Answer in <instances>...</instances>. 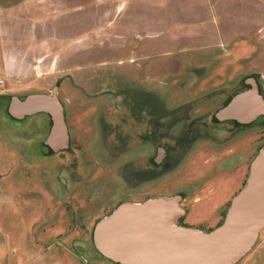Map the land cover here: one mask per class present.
Wrapping results in <instances>:
<instances>
[{"label":"rangeland","instance_id":"1","mask_svg":"<svg viewBox=\"0 0 264 264\" xmlns=\"http://www.w3.org/2000/svg\"><path fill=\"white\" fill-rule=\"evenodd\" d=\"M13 1L20 5L19 41L30 44L0 47V55L34 69L0 77V86L10 81L9 92L24 87L37 95L31 93L50 90L63 71L91 69L79 72L90 74L86 84L74 88L71 80V90H57L58 100H67V164L63 149L42 156L44 114L17 123L0 109V174L8 172L0 185V264H34L32 256L17 260L18 242H36L43 264H108L92 231L123 203L183 195L187 228H217L264 148V121L234 134L212 120L251 79L264 95V0ZM185 106L193 113L171 128V112L182 115ZM190 122L200 140L175 168H155L162 144ZM237 264H264V228Z\"/></svg>","mask_w":264,"mask_h":264},{"label":"water","instance_id":"2","mask_svg":"<svg viewBox=\"0 0 264 264\" xmlns=\"http://www.w3.org/2000/svg\"><path fill=\"white\" fill-rule=\"evenodd\" d=\"M250 89L231 99L216 121L243 124L264 118V99L254 79ZM8 113L15 119L49 115L46 144L54 151L68 146L69 135L57 89L48 94L11 100ZM181 199L156 198L123 203L100 219L92 231L95 251L113 264H237L256 243L264 228V148L250 165L247 179L231 200L220 226L210 232L179 225L185 212Z\"/></svg>","mask_w":264,"mask_h":264},{"label":"flooded vegetation","instance_id":"3","mask_svg":"<svg viewBox=\"0 0 264 264\" xmlns=\"http://www.w3.org/2000/svg\"><path fill=\"white\" fill-rule=\"evenodd\" d=\"M78 68H76V70H77ZM85 69H91L90 67H85V68H83V69H80V71H85ZM80 71H78V72H76V73H74V75L72 76V75H70V74H68V72H66V71H63V74L61 75V77H60V82L58 83V82H55L54 84H53V86L50 88V90H48V91H46V92H37V93H31V94H43V93H47V92H51L53 89H59V90H62V91H64L65 90V92H66V90H71L70 88H69V85H67V83H69V82H71V80H75L76 82H78V84L76 83L75 84V87L74 88H79L80 87V85H79V83L80 84H86V82H87V80H85L86 78H88V76H90V74L89 73H86L84 76H83V74H80L79 75V72ZM74 77V78H73ZM108 81H109V83L111 82V80H113L112 79V77H111V75L110 74H108ZM256 82H257V80H256ZM258 83V82H257ZM59 84V85H58ZM96 84H97V82H96ZM100 84H105V85H107L106 84V81L104 80L103 82H101V83H98L97 85H96V87L98 86H100ZM76 85H77V87H76ZM244 86V88L245 89H247V90H249L250 89V85H247V84H244L243 85ZM259 86V85H258ZM25 89H27V88H24V90L22 89L21 91H17L18 93L20 92H23V93H21V94H19V95H16V94H13V93H5V94H3V93H0V101H2V103H1V105H0V109H1V112L4 110L5 111V115L7 116V118H9L10 120H12V121H14V122H17V123H19L20 121H23V120H27V119H32L34 116H39L40 114H44V113H39V114H35V115H31V116H24V117H22V118H19V119H15V118H13V117H11L10 115H9V113H8V106H9V104L11 103V100L13 99V98H16V99H18V100H20V101H23L24 99H26L28 96H30V94H25ZM246 90V91H247ZM259 90H260V93H261V96L263 97V99H264V95H263V93H262V91H261V88H260V86H259ZM232 99V98H231ZM231 99L230 100H226V102L224 103V105H223V107H225L230 101H231ZM4 101V102H3ZM66 101L67 100H63V99H61V105H62V107H63V112H64V119H65V125H66V128H67V131H68V135L70 134V130H69V126H68V123H67V114H66ZM144 108V107H143ZM193 108V107H192ZM141 110H142V108H141ZM140 110V111H141ZM144 110H147V108L145 107V109ZM175 111H177V110H175ZM175 111L174 112H171V115H174L175 114V117L173 116V118L171 119L172 121H174L175 123H172V125H171V128H173L174 126H178V125H181V123L182 122H184V121H186L187 120V118H188V116L186 117V115L188 114V113H190L191 114V112L193 113V109H191V111H190V107L189 106H185V107H183L182 108V115L181 114H179L178 113V111H177V113H175ZM179 114V115H178ZM45 115V117H46V127H47V134L49 133V130H50V127H51V119H50V117H49V115H47V114H44ZM141 115H144V117H145V121L147 120V111L145 112V111H141V112H139V116H141ZM162 116V115H161ZM176 116H178V117H176ZM165 117V116H164ZM163 117V118H164ZM142 119V118H141ZM143 120V119H142ZM212 120L214 121L213 123L214 124H216V126H218L219 124L220 125H223V126H225L227 129H225V131H227V132H229V133H237V131H243V130H247V129H249V128H251L253 125H263V121H264V118H262V117H259V118H257V119H255L254 121H252V122H249V123H247V124H243V123H240V122H235V121H233V120H227V121H223V122H221V121H216L215 119H214V116L212 117ZM147 125V123H145V126ZM207 124H203V126H205L204 127V130H206V129H209V127H211V125H207ZM176 126V127H177ZM175 127V128H176ZM195 127H196V122H190L188 125H187V127H184L183 129H181L180 131L178 130V137H176L175 138V140H172V144H167V143H163L162 144V147L163 148H161L159 151H158V157H156L154 160H151V164L155 167V168H158L159 166H160V168H162V170H163V172H166L167 170H171V169H173V168H175L176 166H178L179 164H180V160H181V158L183 157V155L189 150V148L195 143V142H197L198 140H200L199 139V136L196 134V129H195ZM209 131H210V129H209ZM48 137V136H47ZM143 138H142V140L146 143L147 142V138H148V136H147V134H145V135H143L142 136ZM46 139L47 138H45L44 139V142H45V149H46V151H45V153L43 152V154L44 155H42V156H52V154H54L55 153V151L52 149V147L51 146H49V145H47L46 144ZM157 140H156V144H157V146H160V141L161 140H163V136H160V138L159 137H157L156 138ZM114 140H115V138H114ZM138 140V139H137ZM140 142V141H139ZM70 137H69V143H68V146L66 147V148H64L62 151H63V155H65V158L64 159H61V162H65L66 164H67V154L71 151V149H70ZM125 146H126V144L125 143H123ZM140 145H141V143H140ZM127 150V149H126ZM233 151V149H231V148H229V149H226V151ZM140 156V155H139ZM234 159L233 158H231L229 161H233ZM8 161H11V160H7V162ZM195 166H196V164H195ZM195 166H194V168H195ZM0 167H6V165L5 164H1V166ZM66 167V166H65ZM241 167H243V165L241 166ZM67 169V168H66ZM165 170V171H164ZM241 172H242V170H241ZM5 173H8L7 172V169L4 171V173H1L0 174V185L2 184V183H5V181H4V176H5ZM241 179H242V177H241ZM242 186H243V182H241L240 183V187H239V189H238V192L240 191V189L242 188ZM12 188H14V186H12L11 185V189ZM11 192H14V193H17V191H12L11 190ZM11 192H9V193H11ZM237 192V193H238ZM233 193V192H232ZM236 193V194H237ZM177 197H179L181 200H183L184 199V196L183 195H179V196H177ZM24 205L25 204H30L31 205V201L29 202V203H27V201H23L22 202ZM2 205V204H1ZM116 205V204H115ZM112 207H114L113 205H112ZM111 211V210H110ZM216 227H217V225H216ZM215 228V227H214ZM213 228V229H214Z\"/></svg>","mask_w":264,"mask_h":264},{"label":"crops","instance_id":"4","mask_svg":"<svg viewBox=\"0 0 264 264\" xmlns=\"http://www.w3.org/2000/svg\"><path fill=\"white\" fill-rule=\"evenodd\" d=\"M0 1H4V0H0ZM6 2V1H5ZM3 3V2H1ZM7 4H10V6H7V8L2 9L5 13H2L1 17H0V47L1 49H9L11 48H16L18 45H20V42L23 43V45H29L30 43L28 42V40H24L22 39L21 41H19V39L21 38V36H19V27L14 26V22L18 21L20 16L17 14L20 5L15 4L14 1L12 2V0H8L6 2ZM14 3V4H11ZM26 38V37H23ZM21 43V44H22ZM3 53V51L1 52ZM3 58V59H2ZM0 77H10V78H14V76L16 75V72L18 71H24V70H33L34 66L31 67H22V66H16L14 59L16 58H12L11 60L10 58H4L2 56V54L0 55ZM16 71V72H15ZM3 86L0 87H7L6 89H1L0 93H13V91H15V87H12L11 91L9 92V85H10V81H2ZM24 90V87L21 88ZM8 91V92H7ZM18 91V90H16ZM30 201H28L27 203H29ZM16 253H17V260L19 262H23L27 257H31L34 258V264H43V254L40 251V249L38 250V244L36 242H18L16 243ZM25 255V256H23ZM43 257V258H42ZM24 259V260H23ZM46 264V262H45ZM48 264H52L50 262H48Z\"/></svg>","mask_w":264,"mask_h":264},{"label":"trees","instance_id":"5","mask_svg":"<svg viewBox=\"0 0 264 264\" xmlns=\"http://www.w3.org/2000/svg\"><path fill=\"white\" fill-rule=\"evenodd\" d=\"M224 216H225V214H224ZM224 216H223V218H224ZM221 223H222V221L218 224V226H220ZM179 225L182 226V227H186V225L183 224V218L180 219V221H179ZM218 226H217V227H218ZM186 228H187V227H186ZM211 231H212V230H211ZM209 232H210V231H209ZM99 256H100V255H99ZM100 258H101L102 260H105L106 262H108V264H113V263H111L110 261H108V260L102 258L101 256H100Z\"/></svg>","mask_w":264,"mask_h":264}]
</instances>
